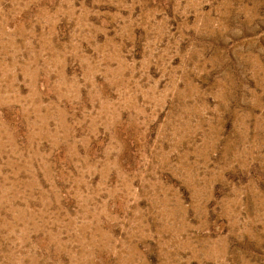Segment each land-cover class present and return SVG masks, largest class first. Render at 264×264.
Here are the masks:
<instances>
[{
  "label": "rangeland",
  "instance_id": "rangeland-1",
  "mask_svg": "<svg viewBox=\"0 0 264 264\" xmlns=\"http://www.w3.org/2000/svg\"><path fill=\"white\" fill-rule=\"evenodd\" d=\"M0 264H264V0H0Z\"/></svg>",
  "mask_w": 264,
  "mask_h": 264
}]
</instances>
